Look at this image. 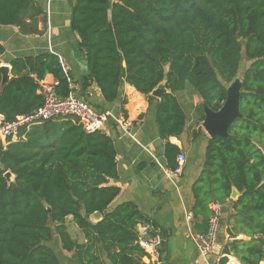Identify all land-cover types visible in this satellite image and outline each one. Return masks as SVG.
<instances>
[{"label": "trees", "instance_id": "obj_1", "mask_svg": "<svg viewBox=\"0 0 264 264\" xmlns=\"http://www.w3.org/2000/svg\"><path fill=\"white\" fill-rule=\"evenodd\" d=\"M42 14L33 0H0V23L18 25L24 33L38 32L26 27L25 18L36 22ZM72 29L86 60L84 88L95 82L104 100L114 102L127 82L150 103L157 101L156 122L172 170L182 150L168 139L179 138L187 125L176 93L190 88L218 110L243 57L250 62L242 75L241 116L228 137L209 139L193 210L199 218L196 228L205 232L210 199L224 203L235 187L241 195L228 234L235 237L232 231L240 226L250 236L264 235V0H75ZM4 52L0 42V56ZM11 64L13 77L3 82L0 73V115L7 121L43 104L39 81L48 74L58 81L61 97L73 91L71 74L57 54L17 58ZM165 79L170 92L157 99L151 92ZM121 104L127 116L126 101ZM116 156L111 136L86 133L71 118L23 127L8 145L0 141V264H63L50 245L56 236L62 250L72 253V264H144L138 224L150 220L133 202L111 209L121 191L109 182L118 178ZM7 171L14 181L5 177ZM96 211L102 213L98 221L90 219ZM70 217L83 241L71 236ZM223 251L244 264H259L264 239L233 238Z\"/></svg>", "mask_w": 264, "mask_h": 264}, {"label": "crops", "instance_id": "obj_2", "mask_svg": "<svg viewBox=\"0 0 264 264\" xmlns=\"http://www.w3.org/2000/svg\"><path fill=\"white\" fill-rule=\"evenodd\" d=\"M33 1L35 7L41 8L44 14L37 15L33 19L36 22L27 16L25 24L26 27L32 25L37 28L38 32L24 33L18 25L0 23V42L5 47L4 54L0 56V66L9 67V80L14 75L11 64L14 59L51 52L60 57L65 70L70 72L72 93L87 99L97 111H110L112 115L118 116L122 114V101H126L123 108L127 112V117L134 121V126L126 132L110 118L103 132L112 137L117 151L118 178L110 179L109 182L121 188L111 207L133 202L150 220V223L138 224V242L141 236L159 232L163 238L160 246L162 264H224L223 259L228 260V255L239 260L233 253L223 251L226 242L233 238L242 241L264 239L260 233L253 236L246 234L248 231L240 226L232 231L237 232L235 237L228 234V222L235 211L234 203L241 195L240 191L233 187L234 192L232 189L230 198L220 203L223 214H226L222 245L219 244L208 256L203 257L199 254L190 236V229L200 233L196 228V220L199 218L195 216L193 210L196 202L194 186L204 170L206 148L211 137L199 121L197 101L194 106L196 111L194 116L197 118L194 117L196 120L194 125L198 135L191 134L189 127L194 119L187 116L185 132L179 138L171 136L168 139L186 154L182 173L172 178L168 174L169 168L165 157L166 140L161 138L156 122L157 101L150 103L145 95L127 82L123 83L114 102L104 100L95 82L84 88L82 76L87 70L86 60L80 49V36L72 29L75 0ZM44 80L51 82L56 79L48 74ZM176 95L179 98L180 93ZM198 99L200 100L199 96ZM18 138L12 141H17ZM213 203L219 202L210 199L208 206L211 211ZM199 217L202 218L201 215ZM83 240L82 237L80 241ZM259 264H264V260Z\"/></svg>", "mask_w": 264, "mask_h": 264}, {"label": "built area", "instance_id": "obj_3", "mask_svg": "<svg viewBox=\"0 0 264 264\" xmlns=\"http://www.w3.org/2000/svg\"><path fill=\"white\" fill-rule=\"evenodd\" d=\"M57 85V80L49 82L43 79L39 82V93L43 96L44 102L33 112L19 115L12 121H7L3 115H0V141L8 145L10 141L19 137L21 128H28L39 123L62 118H71L77 121L86 133L104 131L110 118L123 131L129 132L134 126V121L125 116L123 112L118 116H114L110 111H97L87 99L73 93L66 97H61L57 92ZM176 161L178 163L177 168L168 170V174L172 178L182 173L186 163V154L183 151L179 152ZM222 209V204L213 203L212 214L205 232L195 233L193 229H190V236L199 254L203 257L210 255L217 244L221 228ZM262 237L264 238V235ZM162 243L163 238L159 232L139 238V244L146 252L144 257L145 264H162L160 252ZM226 264L244 263L228 255Z\"/></svg>", "mask_w": 264, "mask_h": 264}, {"label": "water", "instance_id": "obj_4", "mask_svg": "<svg viewBox=\"0 0 264 264\" xmlns=\"http://www.w3.org/2000/svg\"><path fill=\"white\" fill-rule=\"evenodd\" d=\"M0 73L2 74L3 82L8 81V66H0ZM166 79L163 80L152 92L151 94L157 98H161L165 93H169L170 89L166 86ZM243 90V79L240 76H236L228 85H227V97L222 107L218 110H213L210 106L203 102V99L200 97L201 102H203V109L205 118L202 121V127L209 134L210 137L214 136H229V129L236 121L237 118L241 116L240 113V98L241 92ZM5 177L9 182L14 181L15 175L11 171L5 173ZM234 192V189H233ZM235 194L233 193V196ZM113 209V207H111ZM102 218V213L96 211L90 216V219L98 221ZM226 225V214H222L221 228L219 231V237L217 246L222 245L223 243V234L224 227ZM221 236V240L220 239Z\"/></svg>", "mask_w": 264, "mask_h": 264}, {"label": "rangeland", "instance_id": "obj_5", "mask_svg": "<svg viewBox=\"0 0 264 264\" xmlns=\"http://www.w3.org/2000/svg\"><path fill=\"white\" fill-rule=\"evenodd\" d=\"M249 65H250V62L247 61L245 59V57H243V59L241 61L240 72H239L238 76L242 77L244 70ZM179 99L185 108L187 116L191 119L193 117V119H194V117H195L194 115H196V111L194 109L195 102L197 101L196 104L198 106L201 103V100L198 99L197 94H195L193 92V90L189 88L187 91L180 93ZM192 104H193V107H192ZM194 123L196 124L195 119H194V122H191V125L189 127L191 134H193L194 132H197V129L195 128ZM198 123H200V122L198 121ZM67 224H68V230H69L71 236L74 239H77L78 241H80L83 237V234L81 233L82 231L79 229V227L74 222L71 221V217L68 219ZM50 245L54 248V250L56 251V253L58 254V256L60 258V261L63 264H72V262H70L72 259V253L62 250V245L59 242V239L57 236L55 237V240L50 243Z\"/></svg>", "mask_w": 264, "mask_h": 264}]
</instances>
